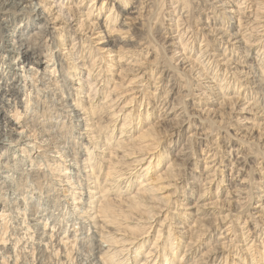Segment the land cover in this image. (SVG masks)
Segmentation results:
<instances>
[{"label":"rangeland","instance_id":"1","mask_svg":"<svg viewBox=\"0 0 264 264\" xmlns=\"http://www.w3.org/2000/svg\"><path fill=\"white\" fill-rule=\"evenodd\" d=\"M14 1L15 0H8L13 7L6 9V14L0 12V42H3V44H8L13 34V29H16L20 23V19L15 15L18 14L19 11H25L24 7H17L20 3L17 5V3H15L16 1ZM44 1L52 5V8H54L53 12H58V2H61L60 0ZM44 1L33 0L32 2H40V4L34 5L37 9L43 7ZM70 1L72 0H68L67 3H65L66 0H64V3H61L63 11L69 5ZM74 1L75 0H73L70 5L74 4ZM101 1L102 0H95L94 4L98 6ZM118 1L120 0L114 1L115 6L111 13L115 12L116 8L119 9L120 13L117 22L111 23L110 26L115 25V28L111 29V31H113L109 35L115 38L121 37V41H116L115 44L113 43L108 46L106 45L108 36L105 37V31L100 27V24H102L107 12L95 19L94 11L93 17H91V20L94 22L92 30L84 29L85 26L77 30L79 26L78 21L85 20V15L82 14L93 3L92 0H77V23H75L76 20H74V17L66 21L63 33H65L69 39H67L65 47H61L63 49L60 48V50L58 47L55 48L53 51L54 54L52 53L50 56L48 55L50 53L46 46L43 45L37 48L39 51L48 52V56L41 59V64L33 61L28 63L23 60L21 64L23 68H21L20 71L14 70L16 69L15 67H17L14 63L10 64V67H8V61H5L2 68V61L0 62V71H4V75H8L9 72L10 75L13 72L12 76L15 77H18V75H22L23 77L24 75L25 78L30 74L34 75L35 79H37L36 84L38 87H40L42 91L44 90L38 95L35 89L30 87V84L27 82L28 78L26 77V80L22 78L25 82L21 83L23 87V95L21 97L22 101L28 103L29 106V110L27 111L29 116H27L23 124L27 123L28 125H31L33 120L34 123L42 122L43 120L40 114V112L43 111L41 107L43 101H48L50 93L54 91V82L57 76L47 75L44 80L45 84L40 83L39 80L40 77L44 75H42L44 65H52L55 52L58 50H60L59 55L63 58V61L67 59L66 53L68 47H72V51L75 55L76 52L83 48V50L85 49L83 55L87 50L90 52V56H92V61L93 59L96 60L94 72H90V74L86 71V67L82 65L83 61H86V58H88V55L84 60H81V58L68 60L69 66H71L73 62V64L77 66L79 73L81 71V74L73 76V67L69 70L70 76H68L69 86H71L70 91L74 94V99L81 103L88 101L89 97L90 99L92 98V101L99 99L97 93L99 88L97 87L92 90L95 84H88L89 81H93L91 78L97 72L100 73L99 78L101 76H103L104 79L107 77L111 89L118 84L120 72L130 77V79L125 80L122 90L120 87L116 89L120 92L119 97L116 99L118 100L117 104L119 107H123V111L114 117L117 118V120L114 121L113 126L107 130L113 136L105 140L102 147L94 145L91 140L89 141L90 143L86 142V140H88L87 137H89L88 128H91L89 121V123L86 122L89 124V127L84 126L85 129L83 127L78 129L69 124V118H64L59 114L52 115V122H58V124L62 122L64 124L63 131L64 134H66V141L64 145L60 146L63 147L61 152L63 157L61 159L65 160L63 163L61 162L60 165L68 168L64 171L60 172L57 167L50 172L49 168H46V163L42 161L52 158L56 159V156L60 154L55 153L56 148H54L51 143H48L49 138L47 133L44 136L37 133V138H33L34 146H36V144L42 146L40 150L32 147V143L29 142L32 140V136L29 135L32 134V131H29L31 129L28 130L26 127L17 129V133H21L18 144L21 142V148H23V146L29 148V158H25V152L21 151L20 145L14 146V142L0 150V166L5 165L8 167L7 169H9L6 173L0 172V214L2 212L4 213L3 216H0L1 236L6 235L5 239L11 238V240L20 237L21 240L17 243V247L26 244L24 250L26 255L23 254V251L21 252V257L17 258L18 264H31L32 262H34L33 264H37L28 256L29 250L31 249L30 238L27 239L28 235L26 232L28 233V231L24 228L25 224H21V220L24 219L22 214L25 213L26 219L24 220L30 224H32L30 220L34 217L35 220L39 219V222H41V216L47 217V215H51L48 219L49 223L56 217L59 219V222L57 223L56 220L55 224L57 223L56 225H59V227H63L64 225L63 231H61L60 234V238H62L60 242L62 249L61 252H59L60 259L66 260L68 259L66 255H69V257H72L70 263L78 264L79 257L81 256H76L80 253V245L84 250H87L86 247H88V242L85 244L87 246L82 247L83 244L80 239L84 234H80L81 221L78 218L79 216L89 215L90 223L93 224V221H96V216L92 214L93 210H91V204L89 206L87 198H91L92 196H94L92 199L98 197L99 193L97 191L100 187L99 185H97V187L94 185L91 172L92 169L108 165L109 159L111 158L120 161L118 167L121 166V168H123L122 173L125 172V174H122L119 178H110V180L107 178L108 181L106 183L103 181L101 182V186L106 185L105 189L108 190L106 193L108 192L109 198L115 197V195L118 194L115 192L118 186L122 188V190H119V193L123 198L133 197L139 189H141V193L142 189H144L145 192L143 195L146 199L144 201L147 205L145 206L152 210L154 215L150 219H145L143 217L140 219V223L145 222L144 224H146V226L151 223V227L148 228L147 233H144L145 235L143 234L137 239L131 236L132 238L130 237L128 239L130 241H120V243H116V245L108 240L107 237H109V235L110 237L116 236L117 239L123 236L127 239L129 235L127 236V233L123 234V232H118L111 226H103L100 222H96L97 224L94 226L92 225L93 227H90L92 231L97 234H104V239H101L100 235H95L94 237H97V240L103 242L106 240L107 244L102 242L104 245L103 248H108L110 254H113V258H110L111 255L105 256L102 254L103 256H100V254H97L102 257V264L103 262L105 264V261H107L108 264H131L134 248L135 245H137L136 243L142 239L144 240L146 237H149V240L151 239V241H153L157 231L160 229V238L156 241L159 245L164 241H167V244L169 243L168 233H170L173 238V236L177 237L182 234L187 237L188 234L198 232L195 229L202 232V238L200 237L191 247V249H193V254L190 253L192 251H187L190 253L187 257V259L189 258L188 263L194 258H196V263L200 261L204 262L203 260H205L206 257L203 253H206L207 250L204 243L207 240L210 241L211 246H219L215 250V252L219 251L218 253L220 254L216 262H219V260L222 262L227 257L226 264H231L232 260H235L237 263L239 262L240 256L244 254H248L247 256L253 254L257 259L260 258L261 254L264 253V208L261 207V204L264 202V179H259L261 174L264 175V169H259L264 166V113L262 112L263 110L259 111V108L253 104V100L251 99V93L254 90H250L251 85L249 87L246 78L250 79L252 75L244 74L245 69L243 68L245 67V63L239 62L236 56L234 57L236 53L233 55V53L230 52L231 47L227 46V44L225 45V42H223V47L221 46V48H217L216 45H214L216 43H214L212 39L218 37L216 29L219 30L220 27L216 25L218 23L212 24L211 20H214V18L217 19V16H215L216 14L220 15L225 12L228 16L233 18L231 21L233 31L246 32L247 34H245L248 35L251 31H246L245 28L251 27L253 24L257 25V22H264V0H219L224 4L223 9L226 8L223 11L220 7L221 3L215 4L216 0H206L208 1V6L203 8L198 2L200 0H194V2H192L193 5L198 6H192V8L184 6L183 2L185 0H129L125 9L118 5ZM210 5H213L214 8H210ZM234 5H236V7H234ZM140 7H142L141 10H139ZM217 8L218 10L220 9L221 13L217 12ZM240 14H242L241 22H238L237 16ZM48 16L51 18L52 15L48 13ZM61 16H66V13L65 15L61 13ZM59 23V19H56V21L51 20L49 22V28H54L55 37L57 36L58 39H61L57 34V30L60 29L59 27L61 26L55 25ZM240 23L243 24L238 26ZM119 26L121 27L120 31H115ZM261 29L262 28H259V34L256 35L264 36V31H260ZM101 36L104 38H100ZM73 38L76 39L71 41ZM255 43L254 47L256 48L253 49V53L255 54L258 51L259 55L262 54L264 37ZM118 47L128 50V56H132V58L128 60H119L117 56ZM224 47H227V50L223 54L222 51ZM107 51H111V53L107 54ZM0 54V59L3 58L7 60L8 53H5V50H0ZM100 57H102L101 60L99 59ZM133 57L137 59L139 57V61L142 64L139 61V63H129V60L134 59ZM111 58H114L115 63L110 61ZM49 59L51 60L46 63V60ZM195 59H198L199 62L195 61ZM18 61L16 59L15 63ZM11 62L12 61H9V63ZM258 62L260 63L262 61L259 60ZM131 66H133V68ZM29 67L32 68L29 69ZM51 67H53V65ZM128 69H131V71ZM36 70H38L37 73ZM15 72L17 75H15ZM165 73L170 76L169 78L171 81L169 83H157L158 89L154 91L156 88L154 87V82L164 77ZM57 74L58 73H56V75ZM129 80L131 82H129ZM100 83L101 84L98 86L104 85V81ZM161 84H164L163 87ZM252 87H254V85ZM126 88H132V90L125 91L124 89ZM165 91H168V94L164 93ZM46 95L48 97H46ZM53 96L56 97L55 100L58 98L60 99L59 91L55 90ZM163 99L166 100L168 104L169 102L174 103V111H176L181 118L183 117V119L186 120V127L184 126L179 133L176 131L178 136H172L170 139L174 141V144L177 142L173 150H168L171 151V153L164 150L166 149V145L171 146V144L169 145L167 143V138L172 130L174 131L177 129V126L172 124L174 122L173 120L176 118L172 116L167 118L165 116V119L169 122L162 120L164 118L162 114L164 109L161 111L160 115L158 114L159 117H156L159 110L158 107L161 105L160 102H164ZM35 100L39 102L38 106L33 102ZM106 100L107 99H102L103 102H106ZM72 103L74 104L75 101H72ZM106 104L109 106V103ZM116 106L117 105L110 107L108 111L111 112ZM47 111L49 114H53V112L50 113L49 110ZM127 111H131L130 128L120 134V128L123 126L121 117L123 116L122 114H127ZM147 111L149 112L148 117L146 116ZM164 111H166V109ZM81 112H83V110H81L80 113ZM137 113L140 114V117H138L139 115ZM107 115V113H104L101 116L108 118L109 115ZM81 116L83 119L89 118L85 114ZM17 121L19 122L17 126H21L22 123L20 122H23V114L19 120H15V122ZM164 123L168 125V128L163 129ZM152 124L158 126L159 130L163 132V136L161 135L160 139H158L156 147L153 146V148H151L152 150L149 149L148 151H132L134 153L128 152L129 146L124 149L121 148L124 143L132 138H136L139 132H145ZM37 129L40 130V124H38ZM39 130H37V132ZM10 137L11 139H16V135ZM10 137L6 136L7 143L11 141ZM187 138L189 139L188 142L186 140ZM45 139H47V142L44 141ZM26 143L30 144L31 147L28 146V144L26 145ZM108 144L111 145L110 149L106 147ZM142 145L144 146V143H142ZM185 146L190 147L191 154L189 156L192 158L191 161L196 164L191 163L186 167L183 165L174 166L175 168L172 167L174 155L178 154L177 152L181 151ZM80 148L82 151L81 155L76 153L78 150L80 151ZM86 151L91 152L90 156ZM109 152H111V154H109ZM114 152H116L115 156L112 155ZM160 154L162 155L161 162L158 166H155L157 155L159 156ZM88 157H90V161L86 164L84 159ZM121 159L122 162L124 161L127 164L124 162L122 163ZM29 160H33V163ZM229 161L233 163V173L229 171ZM37 162L41 163L39 173L45 172L44 178H48L47 180L43 177L39 178V181L36 182V184L40 183V185L38 184L39 187L34 185V182H32L34 178L30 176L33 174L32 171L36 168L35 163ZM112 163L114 164V162ZM80 165L81 170L78 172L77 168L80 167ZM50 166L54 168V166ZM147 168L148 171H146ZM170 170H172L173 173L175 171L174 177L170 176ZM80 171H83V174L80 173ZM146 172V177L147 179L149 178V181L151 180L150 182L155 180L151 183L152 185H146V182H142L143 184L141 183L142 185L139 188L140 185L136 186L134 182L131 183L135 177L140 178ZM176 172H178V174H176ZM173 173H171L172 176ZM76 176H79L78 178L82 182H77V180H75ZM222 176L223 181L218 185L217 183ZM231 176H233L232 179ZM60 180L62 181L60 182ZM90 190H92L93 193H90ZM70 192L74 194L75 201L70 199L72 198ZM84 193L87 195V198H84ZM34 203L39 206V213L30 215V206L35 205ZM84 203H87V205ZM196 209H198V213ZM77 214H79V216H77ZM196 215L197 217L204 216L203 220L197 221ZM74 217H77V219ZM68 220L69 223H67L66 226L65 223L68 222ZM131 220L133 221V219ZM243 220H246V223H244ZM72 221L76 223L74 226H70ZM134 221L130 224L133 225ZM238 222L241 223L238 224ZM99 224L101 226H99ZM4 225L9 227L5 234L3 230H1ZM41 225L42 223H39L36 226L37 231L35 229L36 227L29 230V233L33 234V239L35 240L33 242L34 246L39 244L34 251V256H36L37 251H40L41 244L43 243L42 239L45 237V234H42L44 230ZM243 225L248 229L245 234H243V229H241ZM204 226L211 227V230H205ZM33 230L34 233L32 232ZM74 231H76V233H74ZM82 232L86 235L91 233V231L87 232L86 230ZM105 234H107V237ZM246 234L248 235L247 240L245 239ZM73 235H75V237H73ZM105 237L107 239H105ZM214 238H218L221 244L218 245L213 242V240H215ZM186 240L187 238H183V241ZM8 242L9 241H7V243ZM108 242L111 246L108 245ZM175 242L176 241H174L173 248L176 247ZM186 242L188 243L189 241ZM197 245H200V247ZM167 248L169 247L167 246ZM199 250L200 252H198ZM247 250L249 251L247 252ZM181 251H183V248H181ZM49 252L50 248L46 254L48 255ZM114 252L118 254L116 255ZM154 252L156 251L154 250ZM10 255L11 257L8 259L9 264L14 256V251H12ZM232 256H234V258ZM183 261H185L184 258ZM239 264H242V262L240 261ZM245 264L251 263L249 260H245Z\"/></svg>","mask_w":264,"mask_h":264},{"label":"bare ground","instance_id":"2","mask_svg":"<svg viewBox=\"0 0 264 264\" xmlns=\"http://www.w3.org/2000/svg\"><path fill=\"white\" fill-rule=\"evenodd\" d=\"M15 1L14 2L17 3V5L20 3L17 7H24L25 11L24 10L19 11V13L15 15L17 18L20 19V23H19V25H18V27L16 29H13V32H12L13 34H12L11 38L9 39L8 44H3V42L2 43L0 42L1 43L0 50H5V53H8L7 60L1 58L0 62L2 61V65H1L2 68H3V65L5 64V61H8V65H7L8 67H10L9 66L10 64L14 63L15 66H17V67H15L16 69H14V70L20 71L21 68H23V66L21 64H22V61L24 60V55L28 51H30L32 49L37 50V48H40L41 46L44 45V46H46V48L48 49V51L50 53L48 55L51 56L55 48L58 47V49H60L61 47H65L66 41H67V39H69V37H67L66 34L63 33L64 25L66 24V21L69 20L71 17L72 18L74 17V20H76L75 23H77V18L78 17H77L76 12L78 10H76V5H77L76 1L77 0H75L74 4H72V5H70V4L73 2V0L70 1L69 5L64 9V11L62 9V4H61V3H64V0H60L61 2H58V8H59L58 12H53L54 8H52V5H50L49 2L44 1V0H43L44 1L43 7L42 8H37V9L34 7V5H38V4H40V2L33 3L32 2L33 0H15ZM67 1L68 0H66L65 3H67ZM92 1H93V3L82 14V15H85V20H84L85 22L83 20L82 21L80 20L81 22L78 21L79 22V26H78V29L77 28L76 29L79 30L80 27L85 26L84 29L92 30V25L94 26V24H93L94 22H93V20H91V17H93L94 11H95V13H94L95 19L98 18L101 14L104 15L105 12H107L105 14V16H104V20H103L102 24H100V27L103 28L104 31H105V37L108 36V38H107L108 40L106 41L107 42L106 45L108 46V45H111L113 43L115 44L116 41H121V39H122L121 37L115 38V37H111L109 35L113 31V30L111 31V29L115 28V25L114 26H110V25H111V23L113 24V23L117 22L118 16H119V13H120L118 8H116L115 12L111 13L113 11V9H114V6H115V3H114L115 0H108V2H107V0H102L98 6L94 4L95 0H92ZM128 1L129 0H120V1H118V5H120V7H123L125 9L126 6L128 5ZM192 2H194V0H190V1L189 0H185L183 2V4L187 8H189V7L192 8V6H194V7L198 6V5H196V6L193 5ZM198 2H199V4L201 5L202 8L205 7V6H208V1H206V0H200ZM216 3H221V1L216 0L215 4ZM223 5L224 4H222V3L220 5V7L222 8V11L226 9V8L223 9L224 8ZM212 6L210 5L209 7L210 8H214V6L213 7ZM11 7H13V6L11 5L10 2H8V0H0V12L1 13L6 14L5 10L9 9ZM94 7H95V10H94ZM234 7H236V5H234ZM141 8L142 7H140V9L139 8L138 9L141 10ZM216 10H218V8ZM217 12L221 13L220 9ZM238 12H239V10H238ZM48 13H49V15H52L51 18H49ZM61 13L64 14V15L66 13V16H61ZM7 14H9V13H7ZM241 15L242 14L237 16L238 17V22H241V17H242ZM215 16H217V19L214 18V20H211V22H212V24L213 23L214 24L218 23L216 25H219L220 28H219V30L216 29L217 33L215 32L218 37H215L214 39H212V41L214 43H216L214 45H216L217 48L218 47L221 48V46L223 47V45H222L223 42H225L224 43L225 45L227 44V46L231 47L230 52H232L233 55L235 53L237 54V55L235 54L234 57L236 56V59L239 62L245 63V67L243 68V69H245L244 70L245 71L244 74L245 75H249V74L252 75L250 79L246 78L247 83H249V87L251 85V87H250L251 89L250 90H254L251 93V95H252L251 99L253 100V104L257 108H259V111L263 110L262 112L264 113V65H263L264 64V62H263V60H264V48L262 47V52L263 53L260 54V55H259L258 51L255 54L253 53V49L256 48V47H254V45L256 44L255 42H258L259 40H261L262 37H264V36H261V35H256V34H259L258 33L259 28H262L260 31H264V22L263 23L257 22V25L253 24L251 27L245 28L246 31H249V30L251 31V32L249 31L250 33L248 35H246L247 33L245 31L244 32L246 34L243 33L242 31H233V25H232V22H231L233 18L228 16L227 13L224 12V13H222L220 15L216 14ZM56 19H59V22H60L59 24H55V25L61 26V27H59L60 29L57 30V34H58L59 37H61V39H58L57 36L55 37L54 28H49V22L51 20L56 21ZM242 24L243 23H240L238 26H241ZM95 26H97V25H95ZM120 28L121 27L119 26L117 29H115V31H120ZM239 28H241V27H239ZM76 29H74V30H76ZM213 31H215V30H213ZM154 32H155V30H154ZM26 37L30 38V41H29L30 47L29 48H26V46H27L26 42H25V38ZM100 38H104V37L101 36ZM13 39H16V42L18 44V50H14L12 48L11 41ZM75 39L76 38H73V39H71V41H73ZM82 44H83V42H82ZM135 46H136V44H135ZM257 46H259V45H257ZM119 47H118V53L116 52L118 54L117 56H118L119 60H123V59L128 60L129 58H132V56H130V57L128 56V53H129L128 50H125L124 48H119ZM114 48H115V46H114ZM61 49H63V48H61ZM259 49H260V47H259ZM60 50L55 52L54 62L52 63L53 67H51L52 65L48 66V64L44 65V68H43V71H42L43 72L42 75L43 74L44 75L42 77H40V80H39L40 83L45 84L44 80H45V77L47 75L50 74V75L57 76V78L55 79L56 81L54 80L55 81L54 82V85H55L54 91H52L50 93L51 96L49 95V97H48L46 95V97H48V101H43V105L41 107V110H43V111L40 112L41 117L43 118L42 122L40 121L38 123L37 122L34 123V120H33L31 125H28L27 123L23 124L25 122L27 116H29V114L27 113V111L29 110L28 109L29 106H28V103L22 101V97L21 96L23 95V93H22V91H23L22 88L23 87H22L21 83L25 82L24 79L27 77L28 78L27 82L30 84V87H33L38 95H40V92L44 91V90L42 91V89L40 87H38V85L36 84L37 79H35L34 75L30 74V75L26 76L25 78H24V75H23V77H22V75H18V77H15V76H12L13 72H12L11 75L9 74L10 73L9 70H8V72H9L8 75L7 74L4 75L5 74L4 71H0V150L5 148L6 146H8V144H11V143L14 142L15 143L14 146H19L20 145L21 151L25 152L24 153L25 154V158H29V153H28L29 152V148H27L25 146H23V148H21L22 147L21 146V144H22L21 142L18 144V141H19L18 139H19V136H20L21 133H17V129H21V128H24V127L28 128V130L31 129L29 131L30 132L32 131V134H29V135L32 136V140L29 141V142L32 143V147H35V149H40V150H41L40 147H42V146L37 145V144H36V146H34L33 138L34 139L37 138L36 137L37 133H40L42 136H44L47 133L48 138H49V142L48 143H51L54 146V148H56L55 149L56 150L55 153H60V154H58L59 156H56V159L52 158V159H46L45 161L42 160L44 163H46V168L47 169L49 168L50 172H51V170L53 171L57 167H58L57 169L60 170V172L68 169L67 167H64L63 165H60L61 162L63 163V161H65V160L61 159L63 157V155L61 154L63 147H60L61 145H64L65 141H66V138H65L66 134H64V131H63V129H64L63 125L64 124L62 122L61 123L59 122L60 124H58V122H52L51 121V119L53 118L52 115L59 114L60 116L62 115V117H64V118H66V117L69 118V121H70L69 124L71 126L73 125L74 127L78 128V129H81V127L84 128V126L85 127H89V124H90L91 128H88V130H89L88 136L89 137H87L88 140H86V142L90 143L89 141L91 140V141H93L94 145H99V147H102L104 145L105 140H108L109 138H111L113 136L107 130L110 129L113 126V122L117 120V118H114V117L117 114H119L121 111H123V107H119L118 104H117L118 100H116V99L119 97L120 92L118 90H116V89H117V87H120L121 90H122V86H123L125 80L130 79V77L128 75H126L125 73L120 72L119 78H118V80H119L118 84H116V86H114V88L111 89V87L109 85L110 83H109L107 77L105 79L103 78V76H101L99 78L100 73L97 72L91 78L93 81L92 82L89 81L88 84H90V85L95 84V86H94V88L92 90L96 89L97 87L99 88V90L97 91L99 99H96L95 101H92V98L90 99V97H89L88 101H86L85 103H81V102H79V101L74 99V97H73L74 94L72 93V91H70L71 90V86H69V82H68L69 81V77L68 76H70L69 75V73H70L69 70L70 69H72L74 67L73 76H77V75L81 74V71L79 73V71L77 69V66L75 64H73V62H72V65L69 66L68 65V60H74V59H79V58H81V60L82 59L84 60L87 57V55H88V58H86V61L85 60L83 61L82 65L86 67V71L89 74H90V72H92V73L94 72V64H95L96 60L93 59V61H92V56H90V52H88L87 50H86L85 54L83 55V51L85 50V49L83 50V48L80 49L78 52H76V55H75V53L72 51V47L71 48L68 47L67 48V53H66L67 54V59L65 61H63V58H61L60 55H59V51ZM226 50H227V47H224L222 53L224 54L226 52ZM40 53H41L40 58L38 60H33V62H37L38 64H41V62H42L41 59L43 57L46 58V56H48L47 55L48 52L46 53V51H40ZM106 53L110 54L111 51H107ZM50 56H49V58H50ZM135 57H133L134 59L129 60L130 61L129 63H131V62L132 63L133 62L137 63L139 61V57H138V59L135 58ZM155 57H157V56H155ZM16 59H17V61L19 60L17 63H15ZM99 59L101 60L102 57H100ZM50 60L51 59L46 60V63H48ZM119 60H117V61H119ZM259 60H261L262 62L259 63L258 62ZM9 61H12V62L9 63ZM110 61L115 63L114 58H111ZM195 61L199 62L198 59H195ZM198 62H196V63H198ZM131 67L133 68V66H131ZM30 68H32V67H29V69ZM131 69H128V70L131 71ZM37 71L38 70H36V73H37ZM120 71H122V70H120ZM56 73H58V74L56 75ZM15 75H17L16 72H15ZM169 77L170 76L167 73H165L164 77H162L159 80H156L154 82V87H156L154 89V91H156V89H158L157 88V86H158L157 83H159V82L169 83L171 81ZM22 78H24V79H22ZM78 80L81 81L80 79H78ZM102 81H104V83H103L104 85L103 86H98L99 84H101L100 82H102ZM129 82H131V81L129 80ZM163 85H162V87H163ZM253 85H254V87H252ZM55 90L59 91L60 99L58 98V99L55 100L56 97H54L55 95L53 96V92H55ZM124 90L125 91H127V90L131 91L132 88H126ZM164 93L168 94V91H165ZM166 97H164V98H166ZM102 99H107L108 101L106 100V102H103ZM130 99H132V98H130ZM115 100H116V102H115ZM72 101H75V103L73 104ZM33 102L37 106L39 105L38 101L35 100ZM172 102H174V101H172ZM29 103H30V100H29ZM106 103H109V106ZM40 104H42V103H40ZM160 104H159L160 106L158 107L159 110H158V113H157L156 117H159L158 114L160 115L161 111L163 109L164 110L166 109V111L163 110L162 114L164 115V118L162 120H165L166 122L168 121L167 119H165V116L167 118H169L171 116L176 118L175 120H173L174 122L172 124L176 125L177 129L174 130V131L172 130V132L169 134V137L167 138V140L169 141V142L167 141V143L169 145L171 144V146H167L166 145V149L164 150V151H166L168 153H171V151H168V150H173V148L177 145V142L174 144V141H171L170 139L172 138V136H178L177 132L179 133L180 130L183 129V127L186 124V120H184L183 117L181 118L180 115L177 114L176 111H174V109H175L174 103H170L169 102V104H168L167 101L164 100V102L163 103L160 102ZM114 105H117L116 108L113 109L111 112H109L108 109L110 107L114 106ZM47 110H49L50 113L53 112V114H49ZM81 110H83V112L80 113ZM104 113H107L109 115V117L107 118V117L101 116ZM130 113H131V111H129L127 114H125V113L122 114L123 116L121 117V121H123V123H122L123 126L120 128V134L124 133L125 130L130 128L129 127V125L131 123L130 122L131 121ZM146 113H147L146 116L148 117L149 112L147 111ZM22 114H23V122H20V123H22L21 126H17L19 124V122L18 121L15 122V120H19L21 118ZM84 114L87 115V117H89V118H85V119L81 118L82 117L81 115H84ZM138 115H139L138 117H140V114H138ZM86 122H88L89 124H87ZM38 124H40V130L37 129ZM155 124H157V123H155ZM155 124H152L145 132H139V134L136 136V138H132V139L128 140L126 143H124L121 146V148L124 149V148H127L129 146L128 152L129 153H134L132 151H148L149 149L153 148V146L156 147L158 139H160V136L163 134V132L161 130H159V127H158L159 123H158V126H156ZM71 126H70V128H71ZM187 127H189V126H187ZM160 128H161V126H160ZM166 128H168L167 124H165L163 126V129H166ZM37 130H39V131L37 132ZM164 132H165V130H164ZM13 135H16V139L15 138L11 139L10 136H13ZM6 136H9L10 139H11V141L8 142V143L6 142L7 141L6 140ZM186 140H187V142L189 141L188 138ZM44 141L47 142V139H45ZM42 142H43V139H42ZM46 142H45V144H46ZM142 143H144V146L142 145ZM27 144L28 143H26V145ZM80 145H81V143H80ZM28 146H30V144H28ZM106 147L108 149H110L111 145L108 144ZM40 150H39V152H40ZM86 152L90 156L91 152H88V151H86ZM76 153L81 155V153H82L81 148H80V151L78 150ZM177 153L178 154H175L174 157H173L172 167H174V166H182V165L186 167L187 165L193 163L191 161L192 158L189 156L191 154L189 146L183 147L182 150L178 151ZM43 154H44V152H43ZM109 154H111V152H109ZM112 155L115 156L116 152H114ZM84 156H85V153H84ZM82 157H83V154H82ZM161 158H162L161 154L159 156L157 155L155 166L159 165V163L161 162ZM150 159H152V158H150ZM233 159H235V158H233ZM84 160L86 161L85 163L87 164L90 161V157H88L87 159H84ZM29 161L31 163H33V160H29ZM0 162H1V155H0ZM112 162H114V164ZM121 162H122V159H121ZM134 162H137V161H134ZM78 163H79V161H78ZM35 164H36V168H34V170L32 171L33 174H31L30 176H32L31 178H34L32 180V182H34V185L38 186V184L40 185V183L36 184V182L39 181L38 180L39 178H41V177L44 178L45 177V172L42 171L43 173H39L40 167H41V163L37 162ZM35 164H32V165H35ZM125 164H127V163H125ZM149 164H150V161H149ZM193 164H196V163L194 162ZM0 165H1V163H0ZM50 165H52V167L54 166V168H51ZM118 165H120V161L119 160H115V159L113 160V159L110 158L108 165H104V167L103 166L98 167L97 169L96 168L95 169L91 168L92 169L91 176H93V183H94V185H96V187H97V185H99V187H100L99 190L97 191L99 193V196L97 195L98 197H95V198L92 199V197H94V196H92L91 198L90 197L87 198V195L84 193V198H87V202L89 203V206L91 204L90 207H91V210H93L92 214L93 215L95 214L96 219L95 218L94 219L96 221H93V224H92V223L89 222V215L79 216V214H77V216H79L78 219L81 221V225H80V231L81 232H80V234H82V235L84 234V236L80 239L81 243L83 244L82 247L83 246L84 247L87 246L85 244L88 242V247H86L87 250L82 249L81 245H80V253L78 252L79 254L77 253L78 255L76 256V257L81 256V257H79L78 264H102V257H100L102 254L105 255V256H110L111 255L110 258H113V256H112L113 254H110V251H108V248L107 249H106V247L103 248V246H104L103 243L107 244V241L106 240H104V242L103 241H99V240H97V237H94L95 235L96 236L100 235V238L104 239V237H103L104 234L103 233L97 234L96 232H94V231H92L90 229V227L92 228L94 225L97 224L96 222L102 223L103 226L104 225L105 226H107V225L111 226L114 230H116L118 232L120 231L121 233L123 232V234L127 233V236L129 235L127 239L124 236H123L124 238L122 237L120 239L119 238L117 239L116 236H111L110 237V235H109V237H107L106 236L107 234H105V236L108 238V240L110 242H112L113 244H115V245H116V243H120V241L121 242L130 241L128 239L131 236L134 237V239H137L138 237L142 236L144 233H147L148 232L147 231L148 228L151 227V223H149V225H147V226H146V224H144L145 222L144 223H140L141 222L140 219H142L141 217H143L145 219H150L154 215L152 213L153 211L146 207L147 205L145 204V201H144L146 199H145V196L143 195V193L145 192L144 189H142V193H141V189H139L136 192V195L133 196V197L123 198V197L120 196V193H119V190H122V188L117 185L118 187L116 188L115 192H117L118 194H116L115 197L109 198L110 196H109V194H107L108 192L106 193V191H108V190L105 189L106 185L101 186V182L102 181L105 182V183L108 181L107 178H109V180H110V178H113V179L114 178H119L122 174H125V172L122 173V171H123L122 169L123 168H121V166L118 167ZM228 165H230L229 171L232 172L233 163L229 161ZM7 168L8 167L5 166V165L0 166V172H2V173L8 172L9 169H7ZM259 169H264V166L262 168H259ZM79 170H81V165H80V167L77 168L78 172H79ZM46 171H48V170H46ZM146 171H148V168L146 169ZM169 172L173 173L172 170H170ZM80 173L83 174V171H80ZM171 173H169L170 176L174 177L175 176V171L173 173V176H172ZM146 174H147V172L144 175H142L140 178L139 177H135L134 180H132L131 183L134 182L136 184V186L140 185L139 188L141 187V185L144 182H146V185L147 184L150 185L155 180L150 182L151 180L149 181V178L147 179ZM176 174H178V172H176ZM78 177L79 176H76L75 180H77V182H82V181L79 180ZM232 177L233 176H231V179H232ZM141 178H143V179H141ZM44 179H46V178H44ZM158 179H160V178H158ZM259 179L260 180L264 179V175L261 174ZM61 181L62 180H60V182ZM222 181H223V176H222V178H220V180L218 181L217 184L219 185L220 182H222ZM43 183H44V181H43ZM156 183H157V181H156ZM218 185H217V187H218ZM83 189H85V188H83ZM89 192L91 193L92 190H90ZM70 196L72 197L70 199H72L73 201L76 200L75 197H74V194L72 192H70ZM188 198H189V196H188ZM36 203H34L35 205L30 206V210H29L30 215H33L35 213H39L38 212V209H39L38 207L39 206H37ZM84 204L87 205V203H84ZM4 206H5V204H4ZM261 207L264 208V202L261 204ZM17 208H16V210H17ZM44 211H45V209H44ZM196 212L198 213V209H196ZM227 213H228V211H227ZM3 215H4V213L2 212L0 214V216H3ZM22 215H23L24 219H26L25 213H23ZM42 215H43V212H42ZM197 215H196L197 221H200L201 219L203 220L204 216H198L197 217ZM39 216H41V215H39ZM50 217H51V215H47V217L41 216V218H40L42 220L41 222H39L40 221L39 219L35 220V217L33 219L30 218L31 219L30 221H32V224H30L29 222H26V220L21 218L22 219L21 220L22 221L21 224L24 223L25 224L24 228H25L26 231H28V233L26 232V234L28 235L27 239L30 238V248L31 249L29 250V255L28 256H30L31 260L35 261L37 264H67V263L71 264L70 262L72 261V257H69V255L68 256L66 255V258H68L66 260H62L59 257V252H61V249H62L61 245H60V242L62 241V238H60V234H61V231H63L64 225H63V227H59V225H56L59 222V219L56 218V217L53 219V221H51L52 224L49 223L48 219ZM75 219H77V217ZM131 219H133V221L135 220L133 225H131L132 222H133ZM56 220H57V223L55 224ZM243 222L246 223V220H243ZM39 223H42L41 226H42V228L44 230L42 232V234L43 235L45 234L44 235L45 237H44V239H42L43 243L41 244V249H40V246H39L40 251H37L36 256H34V251L36 250V248H37V246L39 244H36L37 246H34L33 242L35 240L33 239V234L29 233L30 232L29 230H31L32 228H35ZM67 223H69V220H68V222L65 223L66 226H67ZM240 223L241 222H238V224H240ZM4 224H5V222H4ZM74 224H76V223H74L72 221L70 226H74ZM56 226H58V227H56ZM99 226H101V225L99 224ZM7 228H9V227H7V225L2 226L1 230H3L4 234L8 231ZM35 229L37 231V227ZM204 229L205 230H208V229L211 230V227L204 226ZM241 229H243V234H245V232L248 231L247 227H244V225L241 227ZM83 230H86L87 232L91 231V233L86 235L85 233L82 232ZM160 230L157 231L156 237H155V239L153 241H151V239L149 240V237H146L144 240L142 239L141 241L136 243L137 245H135V248H134V254H133L132 259H131V264H182V263H184V264H194V263L197 262L195 260L196 258H194L193 260L190 261V263H188L189 262V258L187 259V257L190 255V253L193 254V249H191V247H192L194 242H197V240L200 239V237L202 235L201 234L202 232L200 230L195 229L198 232H193L191 234H188L187 237H185L182 234V235H178L177 237L173 236V238H172V235L170 233H168V240H170L169 243L167 244V241H164V242H162L161 245H159V244L156 243V241L160 238V232H161ZM76 231H74V233H76ZM32 232L34 233V230ZM5 236H3V235L1 236V234H0V264H9L8 263V259L11 257L10 253L12 251H14V256L10 260V264H18L17 263V261H18L17 258L21 257L20 256V254L22 255L21 252L23 251V254L26 255L25 254L26 252L24 251L25 248H26L25 247L26 244L21 246V247H17L16 246L17 243H19V241L21 240L20 237L19 238L16 237L17 239H15V237H14L15 240H13V239L11 240V238H8V239L6 238L5 239ZM247 236L248 235L246 234L245 235V237H246L245 239L246 240L248 238ZM73 237H75V235H73ZM106 237H105V239H107ZM183 238H187L186 241H189V242L187 243L186 241H183ZM212 239H213V237H212ZM245 239H244V241H245ZM7 241H9V242L7 243ZM42 241H40V242H42ZM149 241H151V242H149ZM174 241H176L175 242L176 243V245H175L176 247L175 248H173ZM213 242L217 243L218 245L221 244L218 241V238L213 240ZM6 243H7V245H6ZM129 243H132V242H129ZM184 243H185V246H184ZM204 244H205V248L207 249L206 253H203V254H205L206 259L203 260L204 262L200 261L202 263L199 262V263H196V264H203V263H205V264H226L227 257L222 262L220 260H219V262H216V260L220 257V254L218 253L219 251L215 252V250L219 246L218 247H217V245L211 246V243L208 240L205 241ZM108 245L111 246V244H109V242H108ZM108 245H107V247H108ZM167 246L169 248H167ZM197 246L200 247V245H197ZM28 247H29V245H28ZM43 247H44V249H43ZM49 248H50V252L47 255L46 252L48 251ZM181 248H183V251H181ZM154 250L156 252H154ZM18 251H20V252H18ZM187 251H192V252L189 253ZM248 251L249 250H247V252ZM198 252H200V250ZM181 253H183V254H181ZM258 253H261V252H258ZM97 254H100V256L97 255ZM115 254L117 255L118 253H115ZM203 254H201V255H203ZM206 254H207V256H206ZM247 255L248 254H246V255L244 254L243 256H240V259L238 261L239 262L241 261L242 264H245V260H249L251 264H254V263L255 264H264V253H262L260 258H258V259L253 254H250L249 256H247ZM142 256H144V257H142ZM22 257H25V256H22ZM232 257L234 258V256H232ZM183 258H184L185 261H183ZM239 262L236 263L235 260H232L231 264H239ZM33 263L34 262H32L31 264H33ZM103 264H104V262H103ZM105 264H108V262L105 261Z\"/></svg>","mask_w":264,"mask_h":264},{"label":"clouds","instance_id":"3","mask_svg":"<svg viewBox=\"0 0 264 264\" xmlns=\"http://www.w3.org/2000/svg\"><path fill=\"white\" fill-rule=\"evenodd\" d=\"M29 41H30V38L29 37H26L25 38V42H26V48H29L30 45H29ZM11 45H12V48L14 50H18V44L16 42V39H13L11 41ZM40 51L39 50H35V49H32L30 51H28L25 55H24V62H28V63H31L33 60H38L40 58Z\"/></svg>","mask_w":264,"mask_h":264}]
</instances>
